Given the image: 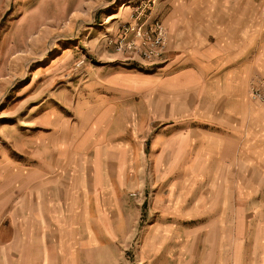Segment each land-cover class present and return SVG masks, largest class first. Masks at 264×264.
<instances>
[{"label": "rangeland", "instance_id": "obj_1", "mask_svg": "<svg viewBox=\"0 0 264 264\" xmlns=\"http://www.w3.org/2000/svg\"><path fill=\"white\" fill-rule=\"evenodd\" d=\"M172 2L0 0V264H264V171L223 173L212 189L182 173L174 189L138 185L74 232L51 220L66 183L44 165L62 164L56 130L75 120L73 97L100 89L95 70L163 64L169 44L147 63L108 40L144 5L172 35L187 12Z\"/></svg>", "mask_w": 264, "mask_h": 264}, {"label": "crops", "instance_id": "obj_2", "mask_svg": "<svg viewBox=\"0 0 264 264\" xmlns=\"http://www.w3.org/2000/svg\"><path fill=\"white\" fill-rule=\"evenodd\" d=\"M172 1L187 12L168 24V59L150 72L95 70L100 89L77 93L75 120L56 125L62 164L44 170L66 183L50 201L60 229L106 221L99 205L138 185L174 189L182 173L212 189L223 173L264 171V107L248 93L264 77V0Z\"/></svg>", "mask_w": 264, "mask_h": 264}, {"label": "built area", "instance_id": "obj_3", "mask_svg": "<svg viewBox=\"0 0 264 264\" xmlns=\"http://www.w3.org/2000/svg\"><path fill=\"white\" fill-rule=\"evenodd\" d=\"M147 6L132 16L133 21L123 25L116 37L108 40L110 46L122 52L127 51L143 62L151 63L161 58L167 49L169 34L164 25L157 20L150 21L144 15ZM251 102L264 107V77L255 74L249 84Z\"/></svg>", "mask_w": 264, "mask_h": 264}]
</instances>
